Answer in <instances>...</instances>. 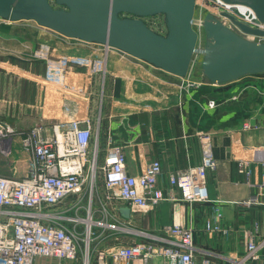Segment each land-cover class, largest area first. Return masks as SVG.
Wrapping results in <instances>:
<instances>
[{"label":"crops","instance_id":"1","mask_svg":"<svg viewBox=\"0 0 264 264\" xmlns=\"http://www.w3.org/2000/svg\"><path fill=\"white\" fill-rule=\"evenodd\" d=\"M0 47L8 52L0 58V120L15 131L12 154L16 143L22 151L19 141L34 126L89 117L100 162L114 146L125 152L131 175H140L153 160L162 162L158 186L170 198L146 209L124 201L110 206L108 221L119 229L94 228L102 247L140 240L141 232L163 234V227L177 218L193 230L197 261L231 264L245 253L249 239L264 237V154L258 150L264 144V72L213 83L195 61L182 78L117 51L102 53L94 44L65 39L33 21L0 19ZM204 135L210 136L216 161L207 174L210 200L190 202L170 178L201 165ZM98 191L94 211L100 219L106 188ZM76 199L69 197L60 207ZM123 207L130 209L129 216L123 215ZM208 221L221 229L207 230ZM85 260L82 249L75 260L38 256L33 264ZM88 264H97L95 255ZM149 264L166 262L156 257Z\"/></svg>","mask_w":264,"mask_h":264},{"label":"built area","instance_id":"2","mask_svg":"<svg viewBox=\"0 0 264 264\" xmlns=\"http://www.w3.org/2000/svg\"><path fill=\"white\" fill-rule=\"evenodd\" d=\"M213 1L219 15L227 11L249 26L264 30V24L252 8ZM198 24L199 29L194 19V27L202 36L203 20ZM228 26L248 40L264 43V35L243 32L229 20ZM204 43L205 39H200L199 46L203 47ZM195 61L196 56L192 64ZM209 105L214 107L215 101ZM8 125L0 122V132L6 131L0 134V144L7 155H12L15 131L5 129ZM249 126L250 123L245 124L246 128ZM93 136L89 117L55 123L51 127L38 125L24 133L21 145L28 166L26 174L0 176V264H33L38 256L75 260L82 249L86 264L92 254L97 264H149L156 257H163L166 264H210L209 258L196 260L193 230L177 218L163 227V234L141 232L140 240L102 247L97 241L101 235L94 228L119 229L117 223L108 221L110 206L124 201L131 207L146 209L170 197L158 186V177L163 171L160 160L151 161L140 175H131L126 170V154L119 146L110 147L103 162L98 161L99 151L92 150ZM203 138L201 165L170 178V183L180 188L182 198L190 202L210 200L207 174L216 167V161L210 136ZM258 150L264 154V144ZM239 165L240 171L245 172V163ZM98 171L103 173L106 185L105 203L101 201L98 209L103 215L100 219L95 217L93 190ZM87 195L90 201L86 208ZM72 196L77 197L75 202L61 208ZM217 215L221 217L222 212ZM206 229L218 231L221 226L208 221ZM260 263L264 264V237L259 241L249 239L245 253L231 260V264Z\"/></svg>","mask_w":264,"mask_h":264},{"label":"water","instance_id":"3","mask_svg":"<svg viewBox=\"0 0 264 264\" xmlns=\"http://www.w3.org/2000/svg\"><path fill=\"white\" fill-rule=\"evenodd\" d=\"M252 8L264 24V0H222ZM56 4V5H55ZM197 0H0V18L34 20L68 38L120 49L168 73L185 78L196 54L204 75L227 83L264 72V43L241 36L223 22L246 33L264 35L234 14L222 11L203 20V35L194 27ZM164 14L168 31L152 29L147 16ZM204 38L203 47L199 46ZM130 209L121 212L129 216Z\"/></svg>","mask_w":264,"mask_h":264},{"label":"rangeland","instance_id":"4","mask_svg":"<svg viewBox=\"0 0 264 264\" xmlns=\"http://www.w3.org/2000/svg\"><path fill=\"white\" fill-rule=\"evenodd\" d=\"M208 14H214L215 16L219 17V14L217 13V8H216V5H215L214 1L213 0H197V7H196V14H195V27L196 28L199 29V24H198L199 21L204 20L205 17ZM0 19H1V21L13 22V21H10V20H7V19H3V18H0ZM144 20L155 31H157L159 33H163V34L167 33L168 28H167V24H166V16L164 14H158V15H154V16H147V17L144 18ZM22 21H33V22L37 23L34 20H21L19 22H22ZM16 22H18V21H16ZM223 22L228 25V20L226 18H223ZM42 27H44V26H42ZM62 36L65 37V39H70V40L73 39V38H68V37H66L64 35H62ZM74 40H77V41H79L81 43H89V42H84V41H81V40H78V39H74ZM91 44H94L97 48H101L102 53H111V51H117L118 53H121V54L125 55L126 57H129L131 59H135L137 61L143 62V60H140V59H138V58H136V57H134V56H132V55L120 50V49L112 48V47H109V46H106V45H102V44H98V43H91ZM2 53H8V52H7L6 49H2L0 47V58H3L4 54H2ZM201 60H202L201 55L196 54V61H198V62L195 63L194 66L198 67L199 70L201 72H203V69H202V66H201ZM144 62H146V61H144ZM195 67H193V68H195ZM204 77H206V76L204 75ZM0 122L9 124L8 125L9 127H5V129H13L11 127L12 125H10V123H8L7 121L0 120ZM2 133H6V131L4 130ZM19 142L21 144L22 139ZM16 144H18V145L14 149V152H13L12 155H7L4 152V149L1 147V144H0V176H4V177H8V176H12V175L23 176V175L26 174V172L28 170V167L26 169L25 164H27V163H25V161H24L25 154H24L23 150L21 151V147H20L19 143H16ZM94 149L97 152L99 151L98 146L96 145L95 147H93V142H92V150H94ZM98 161H99V156H98ZM103 177H104L103 173L98 171V174L95 177L94 182H93V190H94L96 199H97V194L99 192L98 189L102 190L103 188L104 189L106 188ZM87 193H90L89 189H88ZM89 201H90V199H89V197L87 195L86 201H84V204L85 205L89 204ZM96 205L97 204H95L94 206L96 207ZM84 212H85V210H83V213ZM84 214H86V212Z\"/></svg>","mask_w":264,"mask_h":264},{"label":"bare ground","instance_id":"5","mask_svg":"<svg viewBox=\"0 0 264 264\" xmlns=\"http://www.w3.org/2000/svg\"><path fill=\"white\" fill-rule=\"evenodd\" d=\"M0 134H2V132H0Z\"/></svg>","mask_w":264,"mask_h":264}]
</instances>
